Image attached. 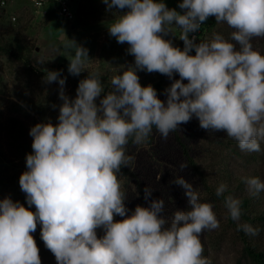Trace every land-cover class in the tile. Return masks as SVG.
<instances>
[{"label":"clouds","instance_id":"clouds-1","mask_svg":"<svg viewBox=\"0 0 264 264\" xmlns=\"http://www.w3.org/2000/svg\"><path fill=\"white\" fill-rule=\"evenodd\" d=\"M106 10L127 9L109 27L117 43L127 44L134 66L111 80L104 94L97 73L79 81L76 96L64 91L66 77L48 71L46 83L58 82V123H37L30 129L32 153L19 178L26 208L10 197L0 200V264H42L32 235L40 237L57 264H212L200 239L215 230L219 220L211 203L201 202L193 185L180 177L189 210L171 219L162 199H152L144 188L147 207L137 205L131 215L117 174L127 166L126 146L132 138L145 141L153 127L167 139L170 132L195 116L206 131L225 132L244 152H260L264 142V54L253 49L254 38H264V0H182L169 9L163 0H103ZM234 31L230 40L213 33L196 42V33L210 18ZM172 25L181 30L184 47L165 37ZM75 56L69 74L79 76L89 59L88 49L68 39ZM195 51V55L190 54ZM137 70L173 78L166 101L152 86H142ZM187 81V83H184ZM53 108L56 105H52ZM180 164V170L187 168ZM251 195L264 192L259 178H244ZM227 186L221 184L216 195ZM35 206V211L30 208ZM225 206L233 221L242 215L241 202L231 196ZM116 216L124 219L117 221ZM104 235L98 237L97 230ZM238 230L257 235L250 224Z\"/></svg>","mask_w":264,"mask_h":264},{"label":"rangeland","instance_id":"rangeland-1","mask_svg":"<svg viewBox=\"0 0 264 264\" xmlns=\"http://www.w3.org/2000/svg\"><path fill=\"white\" fill-rule=\"evenodd\" d=\"M1 1L0 39L10 42L18 51L27 55L38 70L45 71L51 65H62L70 78L76 77L68 72L70 60L74 58L76 51L74 47H65L68 39L75 40L77 44L88 49L89 59L85 61L81 74L88 71L107 74L111 82L114 76L121 75L129 66H134L135 58L127 52L129 46L126 43H117L108 30L127 9L113 8L107 10V16L91 21H80L77 17L65 21L49 19L43 9L34 6L32 0H4V4ZM101 1L103 3V0ZM71 2L72 6H76V0ZM163 2L169 9L175 8L183 14V10L178 7L182 0ZM170 27L171 33L165 38L170 39L173 46H177L181 30L175 25ZM217 30L221 35L226 33L228 37L224 38L231 42L228 34L231 35L233 29L226 23H220L215 31ZM212 37L213 33L207 34L204 40L210 41ZM252 44L253 49L264 54V38H254ZM137 75L139 81L148 86L152 85L153 81H158L160 73L137 70ZM175 79H179L178 73L171 79L168 76L165 78L163 89L157 91L159 99L166 101L165 89L170 87ZM59 90L58 82L46 83L45 79L28 74L20 62L0 55V174L5 168L8 171H27L26 156L32 153L33 140L29 135L30 129L37 123H58L59 107L63 103L59 98ZM76 90L71 89L69 84L64 86L65 94L69 98H75ZM102 97L101 95L97 98V104ZM52 105L56 107L53 108ZM176 131L211 181L215 182L218 178L222 180L226 172L233 173L236 177L249 178L253 169L244 160L237 159L231 169L217 162L219 157L228 155L224 144L232 139L227 137L225 132L202 129L195 116ZM125 154L130 158L126 168L133 175L125 177L119 172L117 176L122 191L126 194L125 205L129 209L127 215H131L137 205H149L150 201L144 199L145 187L153 191L150 200L162 199L165 202L163 214L168 219H171L177 210H189L184 189L174 184L176 179L183 177L193 185L201 202L213 205V211L219 220L217 229L205 230L200 237L204 256L211 260L212 264H258L250 259L244 250V243L235 224L241 221L231 219L225 203L211 198L203 190L199 177L188 167L180 170L179 166L185 163V159L172 133L164 139L157 130H152L142 143L126 146ZM260 155L262 159H259L258 165L263 168H256L254 173L264 182V142H261ZM4 184L0 183V200L10 197L14 202L19 201L24 205L25 196L20 187ZM246 188L249 191L247 184ZM30 210L34 212L35 206ZM115 219L119 221L124 218L116 216ZM253 228L259 230L257 236L264 237V225H256ZM97 235L102 237L103 230L98 229ZM39 255L42 264H57L54 255L45 246L39 248Z\"/></svg>","mask_w":264,"mask_h":264},{"label":"trees","instance_id":"trees-1","mask_svg":"<svg viewBox=\"0 0 264 264\" xmlns=\"http://www.w3.org/2000/svg\"><path fill=\"white\" fill-rule=\"evenodd\" d=\"M72 10L74 11L75 17H77L80 21H91L94 19H101L108 15L107 7L102 3L101 0H76V6L71 5V0H66ZM57 2L55 0H45L43 4V10L47 17L51 20L60 19L57 13ZM101 8V9H99ZM74 17V18H75ZM220 23L215 22L214 17H210L208 21H206L200 28V31L196 34L197 43L205 41L204 36L209 35L211 33H219V30L215 31ZM231 37L230 34H228ZM223 37H228L226 33L222 35ZM175 47H179L181 50L184 47L183 41L179 40V44ZM255 50V49H254ZM191 53H195L193 50ZM190 53V54H191ZM0 55L7 56L15 61L20 62L24 70L30 74L31 76H35L39 79H46L48 71H59L61 73V78L66 77V84L71 86V89L76 90L79 84V81L87 78V76L91 73H97L98 78L101 80L102 87L104 89V94L113 90V86L109 81V76L107 74H102L94 71H88L74 78H70L66 73V69L62 65H51L47 70H38L32 64L30 58L24 53L18 51L10 42L0 39ZM166 75L160 74L158 81L154 82L152 86L160 91L164 87ZM142 86H146L143 82L139 81ZM153 130H156L153 127ZM175 136L177 143L179 144L182 155L185 159V163L188 165L187 167L199 177L201 186L208 195L213 199H217L225 203V198L228 196L233 197L234 199H238L241 202V222H235L237 229L238 224H250L251 226L256 225H264V196L263 192H260L258 195H251L250 192L246 188L245 177H236L233 173H225L223 179L220 180L218 178L215 182L211 181L209 176L205 173L203 167L195 161L190 149L180 138L179 133L175 130L170 132ZM134 142L132 138L129 139V143L127 146L132 145ZM226 149L228 150L227 156H221L218 158L217 162L222 164L228 168H232V165L238 161L237 159H242L246 163L251 165L252 172L249 175V178H259V176L254 173L256 168H263L262 165H258L259 159H262L260 152H244L241 151L238 147V143L235 140H231L228 143L224 144ZM16 151V150H15ZM18 152V151H17ZM25 171L16 170V171H8L7 168L3 169V172L0 174V183H5L4 185H16L19 186V178L21 174ZM120 172H122L125 177L128 175H133L128 168L125 166L121 167ZM261 181V179H260ZM262 182V181H261ZM225 184L227 186L226 191L221 195H216V189L221 185ZM20 187V186H19ZM25 196V193H24ZM24 205L26 208L29 206L26 203V196ZM41 228H39V224L37 225V230L33 233L35 236L34 239L38 248L41 246H45L44 242L40 237ZM241 239L244 243V250L247 256L258 264H264V237H259L257 235H249L246 234L243 230H238Z\"/></svg>","mask_w":264,"mask_h":264},{"label":"built area","instance_id":"built-area-1","mask_svg":"<svg viewBox=\"0 0 264 264\" xmlns=\"http://www.w3.org/2000/svg\"><path fill=\"white\" fill-rule=\"evenodd\" d=\"M34 3V6H36L39 9L43 8V4L45 2V0H32ZM57 2V13L60 19H63L65 21L71 20L75 17L74 11L72 10V8L70 7V5L68 4V2L66 0H55ZM2 4H4V0L1 1ZM200 31V30H199ZM198 31V32H199ZM196 33H192L190 34L191 36H196Z\"/></svg>","mask_w":264,"mask_h":264}]
</instances>
